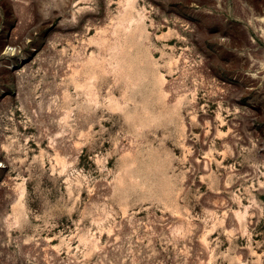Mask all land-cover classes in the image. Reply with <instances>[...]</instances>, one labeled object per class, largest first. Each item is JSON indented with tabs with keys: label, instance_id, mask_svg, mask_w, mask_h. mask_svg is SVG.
Listing matches in <instances>:
<instances>
[{
	"label": "rangeland",
	"instance_id": "1",
	"mask_svg": "<svg viewBox=\"0 0 264 264\" xmlns=\"http://www.w3.org/2000/svg\"><path fill=\"white\" fill-rule=\"evenodd\" d=\"M0 264H264V0H0Z\"/></svg>",
	"mask_w": 264,
	"mask_h": 264
},
{
	"label": "bare ground",
	"instance_id": "2",
	"mask_svg": "<svg viewBox=\"0 0 264 264\" xmlns=\"http://www.w3.org/2000/svg\"><path fill=\"white\" fill-rule=\"evenodd\" d=\"M67 3H68V2H67ZM129 15H130V14H129ZM139 28H140V27H139ZM133 30H134V29H133ZM140 35H141V34H140ZM142 46H143V45H142ZM126 47H127V46H126ZM127 48H128V47H127ZM124 52H125V51H124ZM125 53H126V52H125ZM128 54H129V53H128ZM86 58H87V57H86ZM122 58H123V57H122ZM135 58H136V57H135ZM101 61H102V60H101ZM101 61H100V62H101ZM91 63H92V62H91ZM84 64H85V63H84ZM87 64H88V63H87ZM98 65H99V64H98ZM98 67H99V66H98ZM64 68H65V67H64ZM85 74H86V73H85ZM78 75H79V74H78ZM91 75H92V74H91ZM89 77H90V76H89ZM131 77H132V76H131ZM132 81H133V80H132ZM84 82H85V81H84ZM125 83H126V82H125ZM133 83H134V82H133ZM159 83L162 84L161 81H159ZM126 85H127V84H126ZM81 86H82V85H81ZM85 86H86V85H85ZM89 88H90V87H89ZM85 89H86V88H85ZM90 89H91V88H90ZM159 89H160V88H159ZM161 89H162V88H161ZM86 90H87V89H86ZM162 91H163V90H162ZM161 93H162V92H161ZM165 94H166V93H165ZM167 95H168V94H167ZM161 96H162V95H161ZM161 104H162V103H161ZM159 108H160V107H159ZM167 108H168V107H167ZM167 108H166V109H167ZM157 109H158V108H157ZM161 109H162V108H161ZM205 162H206V161H205ZM250 173H251V172H250ZM216 199H217V198H216Z\"/></svg>",
	"mask_w": 264,
	"mask_h": 264
}]
</instances>
